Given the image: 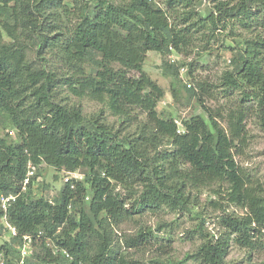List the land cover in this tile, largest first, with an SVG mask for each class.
Segmentation results:
<instances>
[{
  "label": "trees",
  "instance_id": "trees-1",
  "mask_svg": "<svg viewBox=\"0 0 264 264\" xmlns=\"http://www.w3.org/2000/svg\"><path fill=\"white\" fill-rule=\"evenodd\" d=\"M73 1L70 9L64 0H0V125L17 134V142L0 135V191L21 194L7 212L0 206V237H9L0 264H20L26 236L33 254L25 264H141L122 252L117 225L164 209L190 213L191 194L215 187H227V200L247 213L223 216L221 238L206 232L203 220L196 250L156 262L230 264L232 241L251 255L262 245L264 192L235 154L247 143L249 118L264 130V0H212L207 18L195 8L201 0ZM235 27L250 36L237 41L233 71L224 75L223 92L239 95L224 115L227 128L217 121L221 112L201 102L212 96L196 78V88H183L198 97L207 119L185 121L180 132L157 111L165 92L144 69L148 53L163 56L165 75L180 86L186 65L171 62V48L188 55L198 35ZM196 68L190 64V78ZM71 97L103 104L136 130L109 128L103 110L87 117ZM41 163L83 179L66 182L54 200L38 197L37 175L21 192L29 165ZM152 234L141 229L126 238V251L146 247Z\"/></svg>",
  "mask_w": 264,
  "mask_h": 264
},
{
  "label": "rangeland",
  "instance_id": "rangeland-1",
  "mask_svg": "<svg viewBox=\"0 0 264 264\" xmlns=\"http://www.w3.org/2000/svg\"><path fill=\"white\" fill-rule=\"evenodd\" d=\"M96 3V1L93 2L92 7H95ZM64 4L70 9L74 7L73 0H64ZM195 8L201 17L207 18L212 11V0H201L196 3ZM249 36V31L239 27L229 28L226 31L220 30L213 35L210 33L204 37H201V34L198 35L200 39L188 48V55L175 52L176 64L186 65V72L180 70L178 78L181 82L180 86L173 76L165 75L163 56L155 52L148 53L144 69L165 92V96L157 108L160 117L176 120L180 132L184 130L183 122L185 121L197 116L207 119L206 112L200 105L198 97L191 96L183 88V85L187 86L188 89L196 88L195 79L202 78L206 80L205 88L212 97H205L201 102L216 114L220 111L222 115L217 117V121L224 128H227L224 115L237 104L239 95L237 91H232L229 94L223 92L224 75L226 72L233 71L231 61L236 54L237 41ZM192 63H195L197 68L194 76L190 78L187 75V70ZM175 89L176 97L173 95ZM199 94L200 92H198V96ZM66 95L67 92H64L63 97ZM72 101L82 105L84 115L87 117H96L103 110L105 114L102 122L107 124L109 128H114L115 131H121L125 135L136 130L135 126L121 125L119 118L113 116L107 107L101 103L87 98L81 100L73 98ZM246 127L247 143L244 147L240 146V150L235 154V159L243 171L250 175L253 186H260L264 192V130L256 117L249 118ZM6 133L10 134L13 141L17 142L16 131L10 127L5 130L4 125H0V135L4 136ZM30 166L32 167V164ZM32 168L35 170V175L38 176L34 180L33 187L39 194L38 197L48 200H52L60 194L67 178L69 180L72 178L83 179V175L79 172L72 174L58 172L45 163ZM117 188L128 193L121 186H117ZM135 191L140 192V188L136 186ZM227 198V187H215L213 191H194L191 194L194 207L190 213H176L164 209L157 212H146L141 216H134L132 220L122 221L117 225L118 242L123 248L122 252L127 253L130 258L140 261L141 264H158L156 260H183L187 253H192L202 244L200 227L203 220L205 223L202 227L205 228V231L211 236L221 238L225 233L221 222L223 216L226 214L242 216L247 213L245 209L230 203ZM215 202L218 205H215ZM141 229L143 231L152 230L150 244L144 248L126 251L124 240L136 236ZM262 235V245L251 255L246 249H242L232 241L227 261L230 264H262L264 262V231ZM8 241L7 234L0 237V245ZM2 261L3 258L0 256V262ZM187 264L196 263L189 262Z\"/></svg>",
  "mask_w": 264,
  "mask_h": 264
},
{
  "label": "built area",
  "instance_id": "built-area-1",
  "mask_svg": "<svg viewBox=\"0 0 264 264\" xmlns=\"http://www.w3.org/2000/svg\"><path fill=\"white\" fill-rule=\"evenodd\" d=\"M171 52L172 53L169 55V58H170L172 63H176L177 59L175 57V52H174V50L172 48H171ZM181 71L186 72L185 67L184 68L182 67ZM189 87H190V85H189ZM34 175H35V170H34V168H32L30 166L29 167V172H28L27 177H26V179L24 181V184H23L21 192H24L26 190L28 184L30 183L31 177H33ZM68 181H69V179L67 178L66 182H68ZM20 195L21 194H13V193L6 195V194H4V193H2L0 191V206H1V208L5 212H7L8 209L11 207V205L17 201V199H18V197ZM7 230H8V233L10 235H12V236H16L18 234L17 230L14 227H12V226H10L8 224H7ZM21 253H22V258H21L20 264H25L26 259L33 254L32 238L30 236H26L24 238V245L21 248Z\"/></svg>",
  "mask_w": 264,
  "mask_h": 264
}]
</instances>
